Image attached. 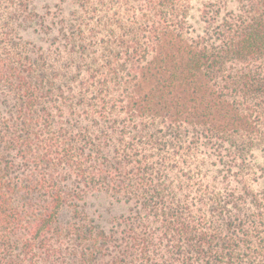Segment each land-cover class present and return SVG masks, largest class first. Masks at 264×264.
<instances>
[{
    "label": "trees",
    "instance_id": "16d2710c",
    "mask_svg": "<svg viewBox=\"0 0 264 264\" xmlns=\"http://www.w3.org/2000/svg\"><path fill=\"white\" fill-rule=\"evenodd\" d=\"M109 2L78 0L61 28L73 74L0 22V264H264V190L247 180L264 156V0L209 2L198 30L187 0ZM95 191L130 205L108 231L79 205Z\"/></svg>",
    "mask_w": 264,
    "mask_h": 264
},
{
    "label": "rangeland",
    "instance_id": "374dc122",
    "mask_svg": "<svg viewBox=\"0 0 264 264\" xmlns=\"http://www.w3.org/2000/svg\"><path fill=\"white\" fill-rule=\"evenodd\" d=\"M219 1L187 0L189 23L193 28L196 30L200 28V9L209 2ZM222 1L225 3L223 9L232 10L236 7L237 0ZM23 2L26 8L18 11L15 5L9 6L7 2L2 0L0 22L2 19L14 15L16 17L15 20L19 23V26H16L18 28L16 31L21 43H24L35 54H46L49 58L48 64L54 66L56 71L60 70V66L67 62L68 65L70 64L68 72L70 74L75 73L76 59H74V56L67 54V47L60 31L63 28L64 32H68L71 26L76 25L75 18L82 14L78 0H23ZM106 2V7L110 8L109 0H106ZM131 4H135L134 0H132ZM120 5H122L120 9L124 7L126 10L125 4L120 3ZM126 5L128 6L129 2ZM0 30L2 31V28ZM61 51L62 53L58 55L57 53ZM250 164L256 177L254 181L247 179L250 183V188L256 192L264 190V156L255 152ZM252 176L250 175V178ZM79 205L87 217L92 219L98 228L105 231L113 227L122 217H126L130 208V205L125 203L123 199L118 200L116 197L100 191L84 194L82 200L79 201ZM70 211L71 209L68 207L61 211L59 216L60 224L69 222Z\"/></svg>",
    "mask_w": 264,
    "mask_h": 264
}]
</instances>
